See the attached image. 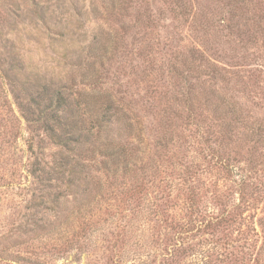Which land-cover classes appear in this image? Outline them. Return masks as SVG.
Returning a JSON list of instances; mask_svg holds the SVG:
<instances>
[{"label": "rangeland", "instance_id": "374dc122", "mask_svg": "<svg viewBox=\"0 0 264 264\" xmlns=\"http://www.w3.org/2000/svg\"><path fill=\"white\" fill-rule=\"evenodd\" d=\"M189 1L185 15L169 0H0V264L139 261L152 213L180 218L187 187L210 211L239 204L260 234L248 239L264 241V149L254 170L253 140L228 143L208 106H185L188 82L211 73L199 48L222 95L264 127V0L234 20L229 0ZM122 150L137 165L118 179L100 155Z\"/></svg>", "mask_w": 264, "mask_h": 264}, {"label": "trees", "instance_id": "16d2710c", "mask_svg": "<svg viewBox=\"0 0 264 264\" xmlns=\"http://www.w3.org/2000/svg\"><path fill=\"white\" fill-rule=\"evenodd\" d=\"M229 1L230 20H234L236 8L248 6V3L253 4L254 0ZM191 7L189 0H169V8L172 12H176L175 14L188 15L191 12ZM192 53L194 58H199V64L202 63L205 67L211 69V73L207 78L199 77L197 82L191 80L188 82L189 85L185 92L187 96L185 106L189 117L195 112V108L196 112H198L199 109H203V106H208L226 142H232L239 135L246 136L248 140H253L248 151L250 154L247 160L248 164L256 170L261 164L258 163L256 158V151L260 148L264 149V127L260 125L254 126L252 122L244 119L236 103L222 95L218 90L217 76L221 74V67L213 62L204 50L195 48ZM78 95L81 98H88L86 96L90 94L86 89L82 88ZM57 98L62 100L64 98L63 93L58 92ZM96 121L99 124L100 120L98 118ZM93 128H96L99 133L102 131L103 126L94 125ZM114 152L113 154L101 153L100 155L102 156L100 160H102L103 164L105 162L104 166L108 171L110 169L116 170L115 173L108 174L119 179L117 177L119 172L125 175L127 174L126 170L129 168H131V174H135L132 172L137 165L136 160L126 157L124 154L125 150H122V153H119L118 156L122 155L124 159L116 161L115 155H117V152ZM220 157L223 161L219 158L221 165L225 169L230 168L231 164L228 159ZM109 159L112 160L111 164ZM115 161L117 165H115ZM120 164L122 165L121 167H119ZM112 166L114 167L112 168ZM224 175L225 180L234 181V179L229 177V173H224ZM133 183L136 184V182ZM244 183L245 180H242V185ZM184 184L187 183L184 181ZM147 185L150 186L149 183ZM243 187H239L240 196L249 194L247 189V191L242 190L244 189ZM199 197H202L200 192L187 187V193L184 198L185 213L180 218L173 216L172 218H165L161 210H155L152 213L154 217L150 219L152 222L149 225L150 238L143 244L149 256L140 257L139 261L125 263L114 254L113 257H110L108 264H264V241L258 247L253 242L252 237L248 239L247 230L250 233L253 232V236L259 237L260 234L256 230L255 225H252V228H243L241 217H243L244 212L239 211L240 209L236 211V207L239 208V204L232 203L227 206V203L224 204L218 201L217 205L220 204V207L215 212L199 206ZM197 199L199 200L197 201ZM247 200L244 199L242 204ZM257 222L264 239V209ZM155 223H158V232ZM155 236L159 239L157 246L150 242Z\"/></svg>", "mask_w": 264, "mask_h": 264}]
</instances>
